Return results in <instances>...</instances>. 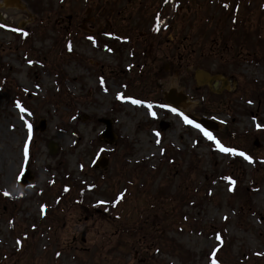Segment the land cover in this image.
<instances>
[{"label":"rangeland","instance_id":"obj_1","mask_svg":"<svg viewBox=\"0 0 264 264\" xmlns=\"http://www.w3.org/2000/svg\"><path fill=\"white\" fill-rule=\"evenodd\" d=\"M161 1L0 0V264H264V0Z\"/></svg>","mask_w":264,"mask_h":264},{"label":"water","instance_id":"obj_2","mask_svg":"<svg viewBox=\"0 0 264 264\" xmlns=\"http://www.w3.org/2000/svg\"><path fill=\"white\" fill-rule=\"evenodd\" d=\"M218 79L216 78H210L209 74L203 71H199L197 75V81L199 84H205L208 81L211 82V80ZM165 99L166 102L173 105L174 107H179L180 105H184L186 101V97L178 93L175 89L170 90L168 93L165 94ZM194 121L198 122L201 124L203 127H205L208 130H218L219 126L209 120L206 119H199V118H193ZM105 124L107 125L106 131L102 134L103 138H107L110 141H113L115 139L114 134L112 133V127H111V122L104 120ZM44 124L43 127L41 128L44 129ZM107 165V158H102L100 161V166L106 167ZM33 177L31 176L30 172H27L22 180L24 186H30L32 184Z\"/></svg>","mask_w":264,"mask_h":264},{"label":"snow or ice","instance_id":"obj_3","mask_svg":"<svg viewBox=\"0 0 264 264\" xmlns=\"http://www.w3.org/2000/svg\"><path fill=\"white\" fill-rule=\"evenodd\" d=\"M225 7H227V5H225ZM0 27H5V25L0 24ZM13 31H15V29H13ZM90 39H91V38H90ZM117 98L119 99L120 97H117ZM132 103H134V104H139V103H141V102H140V101L133 100ZM17 107H20V105L17 104ZM149 107H150V106H149ZM21 111H23L22 108H21ZM172 111H175V110L173 109ZM153 115H154V114H153ZM183 119L185 120L186 123H188V124H192V121L189 120L187 117H183ZM193 126L199 128V125H193ZM29 127H30V126H29ZM257 127H259V125H257ZM201 131H203V129H201ZM204 135H205L209 140H213V139H214V138L212 137L211 133L204 132ZM214 142L217 144V148H218L221 152L236 154V153L234 152L233 149H229V148L222 147V146L219 144V142H217V141H214ZM239 155L244 156V159L248 160L249 163H251V160H250L249 157L245 156L243 153H239ZM25 156L27 157V145H25ZM230 190H231V189H230ZM5 195H7V193H5ZM213 264H216V262L213 261Z\"/></svg>","mask_w":264,"mask_h":264},{"label":"flooded vegetation","instance_id":"obj_4","mask_svg":"<svg viewBox=\"0 0 264 264\" xmlns=\"http://www.w3.org/2000/svg\"><path fill=\"white\" fill-rule=\"evenodd\" d=\"M175 0H162L161 1V8H160V10L162 11L161 13H160V16L159 17H161V14H164L165 13V11L166 10H171V9H174V6H175V2H174ZM173 11H169V13H172ZM159 27L160 28H157L156 29V32H158L159 30L160 31H163V30H165L166 28H167V25L165 26V25H159ZM208 88H210V89H212V88H214V89H216L217 90V92H218V90L219 91H221L222 90V88H223V83L222 82H217V85L215 84V83H212L211 84V86H207ZM212 87V88H211ZM223 91H225L224 89L222 90V92ZM221 92V93H222Z\"/></svg>","mask_w":264,"mask_h":264},{"label":"bare ground","instance_id":"obj_5","mask_svg":"<svg viewBox=\"0 0 264 264\" xmlns=\"http://www.w3.org/2000/svg\"><path fill=\"white\" fill-rule=\"evenodd\" d=\"M189 105L188 103L186 104V106Z\"/></svg>","mask_w":264,"mask_h":264}]
</instances>
